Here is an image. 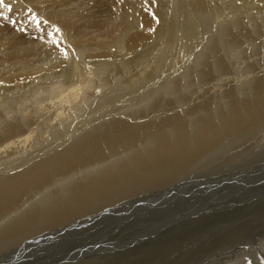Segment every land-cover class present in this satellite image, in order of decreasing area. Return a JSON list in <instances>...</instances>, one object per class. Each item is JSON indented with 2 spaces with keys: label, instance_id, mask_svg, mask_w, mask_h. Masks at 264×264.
<instances>
[{
  "label": "bare ground",
  "instance_id": "bare-ground-1",
  "mask_svg": "<svg viewBox=\"0 0 264 264\" xmlns=\"http://www.w3.org/2000/svg\"><path fill=\"white\" fill-rule=\"evenodd\" d=\"M76 1L3 0L0 3V10L12 11L11 17L29 25L31 33L43 36L46 42L28 43V37L22 40L17 38V32L0 28V91H7L3 95L0 93V109H3L0 110V240L12 232L19 235L28 229L27 233H30L43 223L56 222L62 216L67 218L74 209L90 205L93 208L97 201L101 203L99 200L124 199L146 189L163 187L160 185L167 184L169 178L184 172L188 162L201 157L200 152L219 144L243 124L246 127L253 124L251 118L258 124L264 123V88L260 86L251 94L253 97L234 99L228 108L213 103L206 111L208 103L198 102L190 112L193 118L185 122L177 112L158 120L153 114L147 115L136 108L127 111L115 101L96 115V123H91L93 128L84 123L78 125L62 141L57 135L60 139H54L57 142L52 145L46 144L51 133L35 143H30L27 138L19 139L27 130L21 118L9 120L13 118L9 114L14 110L9 99H17L31 82L43 80L50 86H47L49 98L46 95L48 99L45 96V100L54 101V104L44 112L54 116L65 108L71 113L75 110V115L64 122L67 127L81 112L82 106L94 104L97 107L99 103L111 100L109 96L99 94L103 100L90 99L95 92L86 90L88 87L98 89L102 82L110 83L112 75L105 72L112 68L122 65L127 70L134 68L128 70L132 72L129 74L140 68L139 74L157 77L153 85L156 96L158 90H162L160 83L166 80L170 85L181 84L184 77L179 72L180 67L175 69V75L164 77L167 65L177 66L184 58L183 70L185 64L193 60L197 63L195 68L186 66V70L194 72L206 55L238 50L244 41L257 46L264 41V0H182L183 8L175 6L178 0H99L102 4L108 1V10L84 7V3ZM75 3L80 7H75ZM187 3L192 4L190 8ZM220 7L225 16L234 13L232 17L237 23L234 26L225 24L218 37L215 32L204 30L201 19L218 15L212 12ZM111 9L112 18V15L108 16ZM203 13L204 17L200 19ZM248 17L253 21L246 28ZM219 38L225 44L235 40L236 43H232L235 46L218 50ZM50 51L56 53L52 59H49L52 53L47 56ZM155 53L159 54V60L150 57ZM133 78L119 77L126 82H114L112 89L120 92L122 88L119 87L130 85V81H135ZM142 78L145 80L144 76ZM13 88H16L14 93H8ZM41 104L42 101L37 106ZM80 131L82 133L78 134ZM18 140L23 142L22 152L16 148L21 143H16ZM103 208L106 206L100 209ZM69 222L71 220L65 223ZM38 233H41L40 229L23 236L21 241L38 236Z\"/></svg>",
  "mask_w": 264,
  "mask_h": 264
},
{
  "label": "rangeland",
  "instance_id": "rangeland-1",
  "mask_svg": "<svg viewBox=\"0 0 264 264\" xmlns=\"http://www.w3.org/2000/svg\"><path fill=\"white\" fill-rule=\"evenodd\" d=\"M77 1L89 8L103 7V10H108L106 7L109 6L108 1L105 4L99 0ZM182 5V0H178V4H175L177 8H183ZM187 5L190 8L192 4L187 3ZM74 6L80 7L78 3ZM114 7L116 8V5ZM112 9L108 12V16L112 15L111 18L114 17ZM11 13L12 11L0 10L1 29L17 32V38H23L22 40L28 37V43L41 42L45 39L42 35L39 37L32 34L31 27L11 17ZM216 13L219 14L203 19L201 18L204 17V13L201 15L200 19L203 20L205 31L215 32L218 36L225 24L236 25L237 22L232 17L234 13L230 12V16H225L222 7L212 12V14ZM101 14L105 13L101 11ZM247 19L249 23L245 24L246 28H249L253 18ZM233 42L236 43L235 40H230L225 44L219 38L218 50L235 46ZM241 46L238 50L231 49L216 56L206 55L194 72L188 70L197 65L196 62H192L193 60L186 63L183 70L184 58L177 66L167 65L168 69H165L164 77H167L166 74L175 75L177 72L175 69L180 67L179 72L183 73L184 77L188 74V77H185L187 81L183 77L181 84L170 85L165 80L160 83L162 90H158L159 94L156 96L153 85L156 84L157 77L148 78L139 74L140 68L137 71L132 70L133 74H129L132 72L128 70L134 68L127 70L123 65L118 67L119 69L124 67L125 72L123 69L112 68L110 72H120L114 73L117 79L108 71L105 74L112 75L110 83L102 82L99 88L94 90L88 87V84L85 85L89 88L87 92H95L90 99L103 100L104 97L98 96L99 94L109 96L111 100L107 103L101 102L97 107H94V104L82 106L79 116L77 114L67 127H64V122L75 115V110L71 113L69 108H65L54 116L44 112V109H49L54 101L45 100L46 95L49 98L47 92L50 86L43 80H36L29 83L23 89L24 93L17 99H9L14 109V113L9 114L13 118L9 120L21 118L24 121L27 132L19 139L27 138L30 143H35L51 133L47 136L49 138H46L48 145L57 142V139L61 138L62 141L67 138L78 125L83 123L90 129L93 128L91 123L95 122L96 115L115 101L127 111L136 108L138 111L147 112V115L153 114L158 120L169 115L168 113L177 112L183 116L182 120L185 122L191 118L193 105L198 102L208 103L206 111H209L213 103L220 108H228L234 99L244 100L253 97L251 94L260 86L264 88V41L260 46L244 41ZM51 53L53 57L50 56ZM55 54L50 51L47 55L50 58L46 57L52 59ZM150 57L159 60V54H150ZM217 64H220L219 68ZM186 66H188L187 70ZM126 73L129 75L127 76ZM120 74L131 79L135 76L133 78L135 81H130V85L120 86L119 88L122 89L117 93L112 89V84H121L122 80L119 77H123ZM124 82L126 81H122ZM15 89H10L8 93H14ZM1 91L2 95L7 92ZM40 101L42 104L37 106ZM4 102L7 104L3 100ZM254 103H257V100ZM125 109H122L123 112H127ZM251 121L253 124L248 127L243 124L239 130L230 133L219 144L200 152L201 157L188 162L185 171L169 178L167 184L160 185L163 187L146 189L124 199L99 200L102 204L97 201L93 208L90 205L74 209L76 211L73 210L72 215L68 214L71 217L62 216V221L49 222L50 224L46 222L39 228L36 227L41 233H38V236L34 235L36 237H29L30 240L27 238L24 242L21 240L34 232L35 228L31 232L29 230L30 233H27L28 229L25 230L26 233L19 234L20 236L15 234L18 232H12L10 236L2 238L4 241L0 240V263L264 264V123L258 124L252 118ZM81 133L82 131L78 134ZM53 135L54 137L56 135V138ZM57 135L58 137L60 135V138H57ZM16 143H20L16 148L22 152L23 142L18 140ZM104 205L106 208L100 209ZM69 220L71 222L65 223Z\"/></svg>",
  "mask_w": 264,
  "mask_h": 264
},
{
  "label": "snow or ice",
  "instance_id": "snow-or-ice-1",
  "mask_svg": "<svg viewBox=\"0 0 264 264\" xmlns=\"http://www.w3.org/2000/svg\"><path fill=\"white\" fill-rule=\"evenodd\" d=\"M0 3H3V0H0Z\"/></svg>",
  "mask_w": 264,
  "mask_h": 264
}]
</instances>
